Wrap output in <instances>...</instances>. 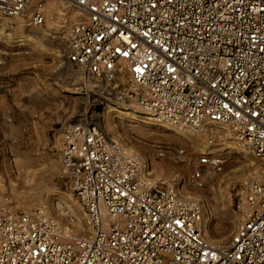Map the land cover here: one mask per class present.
<instances>
[{"label":"built area","instance_id":"obj_1","mask_svg":"<svg viewBox=\"0 0 264 264\" xmlns=\"http://www.w3.org/2000/svg\"><path fill=\"white\" fill-rule=\"evenodd\" d=\"M69 1L84 19L69 27L65 59L101 89L97 109L116 100L156 124L229 126L264 160V0ZM32 2L0 0V14L37 24ZM60 156L90 233L63 240L55 220L0 206V264H264L263 179L244 180L247 217L212 243L201 203L150 181L146 159L92 119L64 126ZM200 163L217 171L223 160Z\"/></svg>","mask_w":264,"mask_h":264},{"label":"rangeland","instance_id":"obj_2","mask_svg":"<svg viewBox=\"0 0 264 264\" xmlns=\"http://www.w3.org/2000/svg\"><path fill=\"white\" fill-rule=\"evenodd\" d=\"M32 7L42 16L37 24L30 23V14H0V95L8 106L6 114L0 111V206L55 220L63 240L89 234L60 146L66 124L92 119L146 159L150 181H169L201 203L200 226L208 241L229 240L247 217L238 192L247 178L264 180V160L229 126L176 128L147 121L143 112L124 105L128 115L120 117L97 109L101 89L85 84L82 71L65 59V37L81 11L69 0H33ZM111 102V108L120 105ZM206 155L220 156L221 169L201 164ZM198 168L203 186L194 175Z\"/></svg>","mask_w":264,"mask_h":264},{"label":"bare ground","instance_id":"obj_3","mask_svg":"<svg viewBox=\"0 0 264 264\" xmlns=\"http://www.w3.org/2000/svg\"><path fill=\"white\" fill-rule=\"evenodd\" d=\"M78 14L80 15V16H82L81 17V19H84V17H83V15L81 14V13H79L78 12ZM80 19V20H81ZM79 21V20H78ZM106 108H107V110H106V114H108V113H115V115L116 116H121V115H128L127 113H126V110H124V109H122V108H120V107H113V108H111L110 107V105H107V106H105ZM115 117V116H114ZM158 136V135H157ZM157 136H155V137H157ZM83 230V229H82Z\"/></svg>","mask_w":264,"mask_h":264},{"label":"crops","instance_id":"obj_4","mask_svg":"<svg viewBox=\"0 0 264 264\" xmlns=\"http://www.w3.org/2000/svg\"><path fill=\"white\" fill-rule=\"evenodd\" d=\"M2 101H4L3 95H0V111H4V113L6 114L7 110H8V106L5 103H1Z\"/></svg>","mask_w":264,"mask_h":264}]
</instances>
